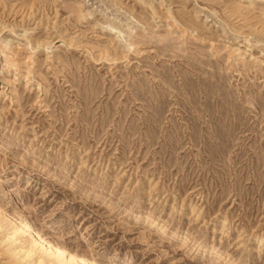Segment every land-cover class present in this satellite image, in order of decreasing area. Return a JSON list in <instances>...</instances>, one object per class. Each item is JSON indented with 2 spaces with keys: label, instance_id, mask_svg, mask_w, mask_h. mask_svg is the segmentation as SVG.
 <instances>
[{
  "label": "rangeland",
  "instance_id": "obj_1",
  "mask_svg": "<svg viewBox=\"0 0 264 264\" xmlns=\"http://www.w3.org/2000/svg\"><path fill=\"white\" fill-rule=\"evenodd\" d=\"M79 262L264 264V0H0V264Z\"/></svg>",
  "mask_w": 264,
  "mask_h": 264
},
{
  "label": "bare ground",
  "instance_id": "obj_2",
  "mask_svg": "<svg viewBox=\"0 0 264 264\" xmlns=\"http://www.w3.org/2000/svg\"><path fill=\"white\" fill-rule=\"evenodd\" d=\"M21 228H23V229L26 228V229H27V227H26L25 225H21ZM27 231L30 232L29 229H27ZM32 235L35 237L37 243L42 244V245L45 246V247L48 246L44 241L41 240V238H39L38 236H35L34 234H32ZM53 252H54L55 256H57V257H66V256H65V253L62 252L61 250L53 249ZM69 260H72V261H74V262L77 263V259H72V258H70ZM79 264H85V263H83V262H79Z\"/></svg>",
  "mask_w": 264,
  "mask_h": 264
}]
</instances>
